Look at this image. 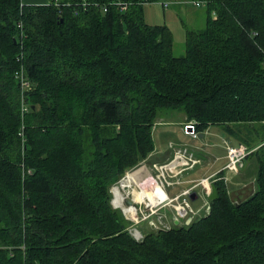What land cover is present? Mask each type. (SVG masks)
<instances>
[{
    "label": "trees",
    "instance_id": "trees-1",
    "mask_svg": "<svg viewBox=\"0 0 264 264\" xmlns=\"http://www.w3.org/2000/svg\"><path fill=\"white\" fill-rule=\"evenodd\" d=\"M169 1L206 8L181 56L165 0H0V264H264V0ZM167 111L253 149V187L136 241L110 186Z\"/></svg>",
    "mask_w": 264,
    "mask_h": 264
},
{
    "label": "built area",
    "instance_id": "built-area-1",
    "mask_svg": "<svg viewBox=\"0 0 264 264\" xmlns=\"http://www.w3.org/2000/svg\"><path fill=\"white\" fill-rule=\"evenodd\" d=\"M195 6H200L199 1H192ZM168 1L163 2L162 6L167 8ZM122 9L126 8V5H121ZM106 10V7H103ZM22 85L27 87L29 83L27 80L22 79ZM196 121L190 120L184 124V130L191 134L193 137H197V131L195 130ZM173 154L172 158L164 164L156 166L157 174L147 179L149 190L143 189L139 186V181L134 180V176L129 178L127 173L126 179L128 184L126 185V196L116 197L115 188L119 191L117 186L114 187L113 193L115 198V208L122 211L126 220L129 221L127 227L130 235L137 241H141L144 237L142 231L138 229V225L141 222H147L150 226L153 225V229L156 230H168L175 221H179V224L185 223L188 217L192 219L200 215L199 210H194L191 206V194L195 187H200L203 195L205 196L204 204L201 208L202 216H206L210 213V200L211 194L210 183L215 179H211V176L201 177L196 180L195 184L187 189L182 190L180 193L169 197L164 189L168 186H173L177 181L171 178L169 172L174 171V174H178L182 169H190L199 163L191 151H188L184 146H177L170 144ZM226 164L224 167L225 175L220 178L227 179L229 173H237L245 165L247 156L253 149L248 148L244 143H232L229 140H224ZM133 185V186H132ZM131 186V187H130ZM138 186V187H137ZM134 190L137 194H134ZM169 207L172 210L171 217L161 211V207ZM176 225V224H175Z\"/></svg>",
    "mask_w": 264,
    "mask_h": 264
},
{
    "label": "rangeland",
    "instance_id": "rangeland-1",
    "mask_svg": "<svg viewBox=\"0 0 264 264\" xmlns=\"http://www.w3.org/2000/svg\"><path fill=\"white\" fill-rule=\"evenodd\" d=\"M168 2L169 5L167 8H164L161 2L145 4L144 17H145V21L150 25H166L170 29L173 37V54L175 56H181L184 54L186 29L189 28L193 30H198L204 26L206 8L204 6H195L192 2L181 3V2L169 1V0ZM183 116L184 114L179 111H167L164 112L163 115L157 118L156 120L157 124L155 125L154 128L155 130L153 132V140H154L155 148L160 147L164 150H167L168 146H170L168 144L169 142H172L170 144L177 142H184L185 144L186 143L191 144L195 142V140H193L190 136L183 135V133L180 130V125L178 124V121L181 120ZM218 131H219L218 127L216 125H213L209 127V131L205 130L203 134L206 135V137L209 138V140L212 141L215 145H218L220 148H224V140L230 141V139L227 137L223 138V136L225 135L221 131L219 132ZM145 163L146 161L145 162L140 161V163L135 167L127 169L119 177L117 181L111 184L110 202L113 208H115L114 206H116L114 193H113L114 187L117 186L119 190L118 191L119 197L126 196V192L128 189L126 185L128 184V182L127 180L126 182L125 180L122 181V179L126 177L127 173H132L140 168H145L144 167ZM146 164L149 167L148 163ZM148 167L146 169H148ZM230 174L236 175L234 173H230ZM222 180L224 181L225 186L227 187L228 195L235 202L238 200L237 196L239 194L240 195L246 194V193H241L242 191L246 192L247 188L251 189L253 187V183H248L247 185L238 183L237 185H234L230 183L231 181L228 178L227 179L223 178ZM181 187L182 186H175V188L171 189L172 191H170V194L179 191ZM203 204H204V198L201 195L198 197L197 200L191 201L192 208L196 211L199 210L200 212V215L196 216V218L202 217L203 211L201 210V208ZM137 227L143 232L144 236L146 235V233H149L151 231H157L156 229L153 228L148 229L146 222H141Z\"/></svg>",
    "mask_w": 264,
    "mask_h": 264
},
{
    "label": "crops",
    "instance_id": "crops-1",
    "mask_svg": "<svg viewBox=\"0 0 264 264\" xmlns=\"http://www.w3.org/2000/svg\"><path fill=\"white\" fill-rule=\"evenodd\" d=\"M21 1L24 4H47L49 2V0H21ZM181 3H185V1H182ZM186 122L187 119L184 114L182 119L178 121V124L180 125V130L183 133V135L190 136L193 140H195V142L191 144H187V143L185 144L184 142H177L173 144L177 146L186 147V149L188 151H191L193 156L199 160V163L190 169H182L176 175L174 174V171L169 172V174L173 175L171 176L170 179L177 181V183H175L173 186H168L164 189V192L169 197H172L180 193L184 189L192 187L195 184L196 180L201 177L211 176V179H213L216 178L218 174L220 175L222 174L223 177L225 175V170H224L226 164L225 148H220L218 145H215L212 141L209 140V138L206 137V135L203 134L205 130L209 131V127H211L212 125L208 126L203 132H197V137H193L191 134L187 133L184 130V124ZM156 124L157 123H155V125ZM155 125L153 127V132L155 130L154 129ZM223 138H226V136H223ZM170 143L172 142H169L168 144L170 145ZM172 154L173 151L170 146H168L167 150H164L160 147L154 148V151L150 155L149 159L143 161V162L146 161L149 167L145 163L144 165L145 168H140L136 170L135 171L136 173L133 177L134 180L136 182L139 181V186H141L143 189L149 190L150 187L148 185L147 179L150 178L151 176L154 177L158 172L156 166L164 164L167 161H169L172 158ZM147 167L149 170L146 169ZM255 173H256V164L254 160L246 158L244 167L240 169L237 173H234L236 175H231L229 173L227 175V178L231 181L230 182L231 184L237 185L238 183H241L243 185H247L248 183H253ZM211 183H210V190L212 191ZM175 186H182V187L180 188L179 191L170 194V191H172L171 189L175 188ZM200 195L205 200V196L203 195L201 188L199 186L195 187L191 194V201L197 200ZM161 211H163L168 216V218L171 217L172 214L171 208L163 206L161 207ZM146 224L148 229L153 228V225L150 226L147 222Z\"/></svg>",
    "mask_w": 264,
    "mask_h": 264
},
{
    "label": "water",
    "instance_id": "water-1",
    "mask_svg": "<svg viewBox=\"0 0 264 264\" xmlns=\"http://www.w3.org/2000/svg\"><path fill=\"white\" fill-rule=\"evenodd\" d=\"M192 196H193V195H192ZM191 220H192V218H191V217H188V218L186 219V221H185V224H188ZM175 224H176V225H179V221H175Z\"/></svg>",
    "mask_w": 264,
    "mask_h": 264
},
{
    "label": "bare ground",
    "instance_id": "bare-ground-1",
    "mask_svg": "<svg viewBox=\"0 0 264 264\" xmlns=\"http://www.w3.org/2000/svg\"><path fill=\"white\" fill-rule=\"evenodd\" d=\"M145 182V181H144Z\"/></svg>",
    "mask_w": 264,
    "mask_h": 264
}]
</instances>
